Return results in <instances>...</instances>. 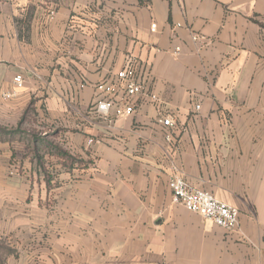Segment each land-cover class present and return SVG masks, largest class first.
Returning a JSON list of instances; mask_svg holds the SVG:
<instances>
[{"label": "crops", "instance_id": "obj_1", "mask_svg": "<svg viewBox=\"0 0 264 264\" xmlns=\"http://www.w3.org/2000/svg\"><path fill=\"white\" fill-rule=\"evenodd\" d=\"M98 83L134 111L97 114ZM0 237L5 264H264V0H0Z\"/></svg>", "mask_w": 264, "mask_h": 264}, {"label": "built area", "instance_id": "obj_2", "mask_svg": "<svg viewBox=\"0 0 264 264\" xmlns=\"http://www.w3.org/2000/svg\"><path fill=\"white\" fill-rule=\"evenodd\" d=\"M53 13L54 10L50 9L49 14L53 15ZM150 27L151 30H153L155 24L152 23ZM136 65L135 59L133 57H128L124 66L116 73L117 81L120 82L124 91L123 99L146 93L143 84L136 80ZM13 80L17 86H20L23 82L21 75H15ZM116 84L117 83L96 84V90L99 94L95 99L93 108L97 114L106 116L112 108H115L116 117L124 116L134 111L133 106L125 102L117 106L115 105L111 95L116 90ZM147 95L153 100H156L155 95ZM3 96L9 98L11 93H4ZM195 108L198 109L199 105H196ZM159 122L165 127H172L174 125L172 116L169 114L160 118ZM91 142V140H88V143ZM169 187L171 189L172 202L179 203L185 209L200 214L202 217L211 220L214 224L227 231L237 229L239 216L237 207L218 199L205 189L193 187L183 176L178 174H175L170 179Z\"/></svg>", "mask_w": 264, "mask_h": 264}, {"label": "trees", "instance_id": "obj_3", "mask_svg": "<svg viewBox=\"0 0 264 264\" xmlns=\"http://www.w3.org/2000/svg\"><path fill=\"white\" fill-rule=\"evenodd\" d=\"M10 254L17 256V251L6 242L5 239L0 237V264H5L6 257Z\"/></svg>", "mask_w": 264, "mask_h": 264}]
</instances>
